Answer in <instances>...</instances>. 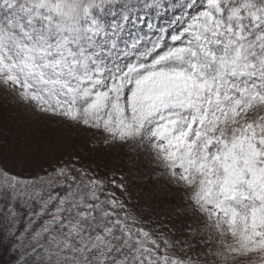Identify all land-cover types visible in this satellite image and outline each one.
Returning <instances> with one entry per match:
<instances>
[{"label":"snow or ice","instance_id":"1","mask_svg":"<svg viewBox=\"0 0 264 264\" xmlns=\"http://www.w3.org/2000/svg\"><path fill=\"white\" fill-rule=\"evenodd\" d=\"M0 107V264H264V0H0Z\"/></svg>","mask_w":264,"mask_h":264},{"label":"rangeland","instance_id":"2","mask_svg":"<svg viewBox=\"0 0 264 264\" xmlns=\"http://www.w3.org/2000/svg\"><path fill=\"white\" fill-rule=\"evenodd\" d=\"M165 21L164 20H159L155 21L157 25H162ZM145 32H147V29L145 28ZM151 35V33H149ZM0 125L4 124L5 122V131H8L9 137L7 139V154L5 158H15L17 155H23L24 152L27 149L35 147L34 144L32 143H27L25 141V133L24 132H19L18 134V129H17V123L18 119L15 115V113L12 112L11 109L5 110L3 107H0ZM28 131L30 132L31 129L29 128ZM39 129L37 128L36 135L37 137L39 136ZM87 133L84 132H78L76 130L66 132L65 133V138H66V149L70 153L73 150L79 151L83 145L84 141L87 137ZM125 159H127L125 157Z\"/></svg>","mask_w":264,"mask_h":264},{"label":"trees","instance_id":"3","mask_svg":"<svg viewBox=\"0 0 264 264\" xmlns=\"http://www.w3.org/2000/svg\"><path fill=\"white\" fill-rule=\"evenodd\" d=\"M1 123V122H0ZM5 124V122H4ZM0 125V158H5L7 154V139L9 137L8 131H5V125Z\"/></svg>","mask_w":264,"mask_h":264}]
</instances>
